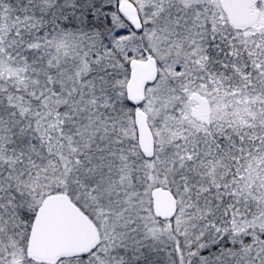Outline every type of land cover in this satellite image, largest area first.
<instances>
[{
	"label": "snow or ice",
	"instance_id": "1",
	"mask_svg": "<svg viewBox=\"0 0 264 264\" xmlns=\"http://www.w3.org/2000/svg\"><path fill=\"white\" fill-rule=\"evenodd\" d=\"M0 264H264V0H0Z\"/></svg>",
	"mask_w": 264,
	"mask_h": 264
}]
</instances>
